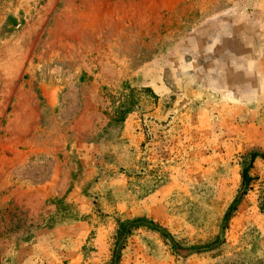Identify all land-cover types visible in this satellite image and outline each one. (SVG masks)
Returning a JSON list of instances; mask_svg holds the SVG:
<instances>
[{"label":"rangeland","instance_id":"rangeland-1","mask_svg":"<svg viewBox=\"0 0 264 264\" xmlns=\"http://www.w3.org/2000/svg\"><path fill=\"white\" fill-rule=\"evenodd\" d=\"M263 189L264 0H0V264H264Z\"/></svg>","mask_w":264,"mask_h":264},{"label":"trees","instance_id":"trees-1","mask_svg":"<svg viewBox=\"0 0 264 264\" xmlns=\"http://www.w3.org/2000/svg\"><path fill=\"white\" fill-rule=\"evenodd\" d=\"M120 113H130L128 109H126L125 105H122L120 107V110H118ZM260 155L258 153H252L251 154V163L249 167H246L242 173V186L246 189L251 185V182L253 181V178L250 175V170L253 168V163L254 161L259 157ZM245 195V193L242 194V198ZM60 208L65 211L64 214L67 216H72V212L70 211L71 206L64 205L63 203L60 202ZM260 208L264 212V189L262 190V194L260 196ZM237 210V203L231 206L228 210V212L225 215V221L226 223L231 219L232 215L234 212ZM74 216V215H73ZM138 221L137 220H128L126 222H120L119 221V226L116 231V235L114 237L115 243H114V248L112 251V257L109 262L106 264H121L122 262V251L125 249L126 242L128 238L133 234V231L138 229ZM219 239L214 241L213 243L207 245V248H202V247H197L192 250H195V252H202L204 249H211L218 245ZM186 250V249H182ZM181 251V249H180Z\"/></svg>","mask_w":264,"mask_h":264}]
</instances>
